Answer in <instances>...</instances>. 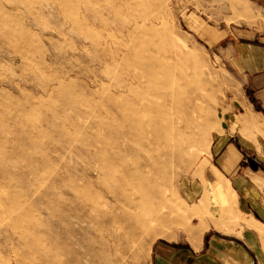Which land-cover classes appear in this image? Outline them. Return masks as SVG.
Returning a JSON list of instances; mask_svg holds the SVG:
<instances>
[{
    "label": "rangeland",
    "instance_id": "obj_1",
    "mask_svg": "<svg viewBox=\"0 0 264 264\" xmlns=\"http://www.w3.org/2000/svg\"><path fill=\"white\" fill-rule=\"evenodd\" d=\"M262 27L264 0H0V264H164L162 249L184 259L188 229L210 219L194 216L184 182L228 131L264 144L227 50ZM124 100L151 104L144 120L160 126L199 112L166 159L148 143L160 130L126 137ZM146 148L160 155L153 189L129 176Z\"/></svg>",
    "mask_w": 264,
    "mask_h": 264
},
{
    "label": "crops",
    "instance_id": "obj_2",
    "mask_svg": "<svg viewBox=\"0 0 264 264\" xmlns=\"http://www.w3.org/2000/svg\"><path fill=\"white\" fill-rule=\"evenodd\" d=\"M227 50L242 80L245 119L264 118V27L238 32ZM207 161L202 176L186 180L181 192L197 208L194 216L207 209L210 219L188 229L195 242L180 251L184 259L176 263L163 249L160 259L164 264H264V144L258 148L228 131L217 138Z\"/></svg>",
    "mask_w": 264,
    "mask_h": 264
},
{
    "label": "bare ground",
    "instance_id": "obj_3",
    "mask_svg": "<svg viewBox=\"0 0 264 264\" xmlns=\"http://www.w3.org/2000/svg\"><path fill=\"white\" fill-rule=\"evenodd\" d=\"M149 41V40H148ZM150 44V43H149ZM150 45H152V44H150ZM154 46V45H153ZM170 46V45H169ZM157 49V48H156ZM159 59V58H158ZM195 61V60H194ZM154 64V63H153ZM158 65H159V63H157ZM148 66H149V64H148ZM147 66V67H148ZM160 67H163V66H160ZM197 68V67H196ZM153 69V68H152ZM198 69V68H197ZM156 70H158V68H156ZM199 70V69H198ZM153 71H155V70H153ZM160 71V70H159ZM162 72V74H164V73H166L167 74V72H164L163 73V71H161ZM160 72V73H161ZM199 72V71H198ZM153 73V72H152ZM155 73H157V72H155ZM159 74V73H158ZM166 74H164V75H166ZM157 75V74H156ZM155 75V76H156ZM163 75V76H164ZM159 76V75H158ZM172 77H173V75H172ZM156 78L158 79V77L156 76ZM164 78V77H163ZM193 78V77H192ZM172 79V78H171ZM183 79V78H182ZM185 79V78H184ZM194 79V78H193ZM160 80H162V79H160ZM164 80V79H163ZM163 80H162V82H163ZM176 80H177V78H176ZM175 80V81H176ZM201 80V79H200ZM149 81V80H148ZM154 81V80H153ZM158 81V80H157ZM173 81H174V79H173ZM174 81V82H175ZM181 81H183V80H181ZM209 81V80H208ZM155 82V81H154ZM168 82V81H167ZM210 82H211V80H210ZM151 83V82H150ZM178 83H180V82H178ZM177 83V84H178ZM197 83V82H196ZM195 83V84H196ZM181 85V84H180ZM150 86V85H149ZM161 86V85H160ZM125 87V86H124ZM152 87H154V86H152ZM174 87V86H173ZM180 86H178L177 88L179 89V90H181L180 88H179ZM158 88H159V86H158ZM181 88H182V85H181ZM184 88V87H183ZM193 88V87H192ZM199 88V87H198ZM152 89V88H151ZM156 89V88H155ZM164 89V88H163ZM172 89V88H171ZM175 89V88H174ZM189 88L187 87V89L186 90H188ZM190 89H191V87H190ZM168 90V89H167ZM177 90V89H176ZM148 91V90H147ZM152 91V90H151ZM162 91H166V90H162ZM169 91V90H168ZM172 91H173V89H172ZM182 91V90H181ZM190 91V90H189ZM176 92V91H175ZM180 92V91H179ZM139 93V92H138ZM149 93V92H148ZM160 93V92H159ZM190 95H191V93L190 92H188ZM140 94H143V93H140ZM151 94V93H150ZM185 94V93H184ZM147 95V94H146ZM146 95L144 96V97H142V99L144 98L145 99V97H146ZM157 95V94H156ZM165 95H167V94H165ZM169 95H170V93H169ZM189 95V96H190ZM171 96V95H170ZM149 97H151L150 95H149ZM186 97V96H185ZM138 98V97H137ZM140 98V97H139ZM147 98H148V96H147ZM154 98H155V96H154ZM153 98V99H154ZM166 98V96H162V98H161V100H164ZM198 98V97H197ZM141 99V100H142ZM149 99V98H148ZM190 99H192V97H190ZM141 100H139V101H141ZM152 100V99H151ZM179 100V99H178ZM127 100H124L123 101V103H122V105H121V108L123 109V107L127 104V102H126ZM167 101H169V100H167ZM173 101H174V99H173ZM180 101V100H179ZM133 103H134V101H132ZM132 102L130 103V104H132ZM156 102V101H155ZM162 102V101H161ZM178 102V101H177ZM181 102V101H180ZM179 102V103H180ZM189 102H191V101H189ZM141 103V102H140ZM150 103H152V101H150ZM163 103V102H162ZM169 103H170V101H169ZM156 104H158L157 102H156ZM168 104V103H167ZM188 104V103H187ZM128 105V104H127ZM126 105V106H127ZM133 105V104H132ZM137 105V104H136ZM169 105H171V104H169ZM176 105V104H175ZM174 105V103H173V107L175 106ZM157 106V105H156ZM167 106V105H166ZM160 107V106H159ZM163 107V106H162ZM162 107H160L161 109H162ZM127 108V110H124L121 114H122V116H123V120H121V121H124L125 122V124L127 125V127H128V130H129V133L127 132L126 133V131H125V135H126V137L128 136V135H130V132H131V134L133 133V134H137V137H138V135L139 136H146V135H148V134H150V132L151 133H153L152 131V129H155V130H160V133H158L159 135L158 136H156L155 138H152L151 139V141L150 142H148L151 146H158L157 148H160L161 149V154L167 159V158H169L170 156H173L174 154H176V147L177 146H179V144H181V140L182 139H184V138H186V135H187V130H188V127H190V125L192 124V123H194V114L196 113V112H199V110H198V108H196V106H190V110L189 111H186L185 112V115H186V117H187V122L186 121H184V122H186V124H184L183 126L182 125H180L179 126V123H182V121L181 120H179V121H177V124H175V123H169L168 121V124H167V122H166V119H165V117H164V121H161V125H162V123H163V126H160V123L155 119V121H157V122H154V120L152 121V120H150V122H149V120H147V121H145L144 120V118L145 117H147V116H149L151 113H153V110L151 109L152 108V105L151 104H141V106H140V108H135V107H132V106H130L129 105V107L127 106L126 107ZM169 108H170V106H169ZM175 108V107H174ZM181 108H183V107H181ZM156 109V108H155ZM165 109V108H164ZM183 109H185V108H183ZM169 110V109H168ZM177 110V109H176ZM122 111V110H121ZM158 113H161L159 110H156ZM163 111V110H162ZM170 112V111H169ZM195 112V113H194ZM165 113H167L168 114V112L166 111ZM157 114V113H156ZM171 114H172V112H171ZM170 114V115H171ZM174 114H175V112H174ZM181 114V113H180ZM162 115H164L165 116V114H162ZM122 116H120V117H122ZM155 117H156V115H155ZM154 117V118H155ZM173 117V116H172ZM177 117V116H176ZM181 117V116H180ZM171 118V117H170ZM178 118V117H177ZM182 118V117H181ZM149 119V118H148ZM159 119V118H158ZM175 119V118H174ZM186 118H184V120H185ZM177 120V119H176ZM175 120V121H176ZM152 121V122H151ZM172 121V120H171ZM124 123H122V125H123ZM125 127V126H124ZM124 129V128H123ZM125 129H126V127H125ZM124 132V131H123ZM132 134V135H133ZM121 135V134H120ZM122 137H125V136H123V135H121ZM136 137V138H137ZM140 137V139H141V141H142V138ZM147 137V136H146ZM145 137V138H146ZM149 137V136H148ZM121 138V137H120ZM123 139H125V138H123ZM149 139V138H148ZM131 140H132V137H131ZM139 140V138L137 139V141ZM145 140V139H144ZM140 141V142H141ZM143 142V141H142ZM141 142V143H142ZM138 144V143H137ZM144 146H142V148H143ZM156 148V147H155ZM140 149V148H139ZM144 149V148H143ZM122 150V149H121ZM141 150V149H140ZM154 151V150H153ZM123 153H124V151H123ZM144 154H145V157H146V159L144 160V163L142 164V166L141 165H139V161L137 162V166H136V168H133V169H128L129 170V176H130V178H133L134 180L136 179V180H140V181H144V182H146L147 183V185H151V189H153V187H154V180H152V179H149L148 178V174L150 173H152L153 171H154V167H155V163H158L159 161L157 160V158L160 156H158V157H156V158H154L153 156H152V149L151 148H146L145 150H144ZM130 158V157H129ZM100 160V159H99ZM98 160V161H99ZM118 160H119V158H118ZM117 160V161H118ZM123 161V160H122ZM143 161V160H142ZM118 164H120V162L118 163ZM133 165V164H132ZM131 165V166H132ZM139 165V166H138ZM160 165V164H159ZM123 166V165H122ZM157 166V165H156ZM161 167H162V165H160ZM125 167V166H124ZM123 167V168H124ZM132 168V167H131ZM163 169H164V167H162ZM104 169H105V167H104ZM127 169V168H126ZM158 170H159V168H158ZM156 171V170H155ZM160 171V170H159ZM124 172V171H123ZM122 172V173H123ZM122 173H120L121 175H122ZM128 173V172H127ZM156 173H158V172H156ZM160 173H161V171H160ZM124 174V173H123ZM134 176V177H133ZM136 176V177H135ZM124 177H125V175H124ZM132 180V179H131ZM134 180H132V181H134ZM135 180V181H136ZM125 181H127L128 182V180H125ZM137 184H138V182H136ZM131 184H132V182H131ZM135 184V183H134ZM105 185V184H104ZM119 185V184H118ZM136 185V184H135ZM139 185V184H138ZM120 186V185H119ZM125 186V185H124ZM132 186V185H131ZM126 187V186H125ZM145 187H147V186H145ZM114 188H115V186H114ZM119 187H117L116 189H118ZM127 188V187H126ZM126 188H124V191H125V189ZM131 188V187H130ZM133 189V188H132ZM131 189V190H132ZM144 189V188H143ZM148 189V188H147ZM129 190V189H128ZM146 190V189H145ZM149 190V189H148ZM147 190V191H148ZM118 191V190H117ZM138 191H139V186H138ZM94 192V191H93ZM133 192V191H132ZM131 192V193H132ZM142 191H140V193H141ZM146 192V191H145ZM117 193V192H116ZM115 193V194H116ZM123 193V192H122ZM130 193V194H131ZM136 193H138L137 191H136ZM143 193V192H142ZM147 194V193H146ZM146 194H141V195H146ZM98 195V194H97ZM117 195V194H116ZM123 195H125V193L123 194ZM122 195V196H123ZM90 198H91V205H90V207L92 208V209H94L95 210V208H96V205H94V203H96L95 202V200H98L97 198H99V197H97L96 195H94V194H91L90 193ZM120 196V195H119ZM118 196V197H119ZM122 196H120V197H122ZM119 197V198H120ZM131 197V196H130ZM88 198V197H87ZM113 198V197H112ZM104 199H105V197H104ZM120 201H121V199H120ZM119 201V202H120ZM131 201V200H130ZM133 201H135V200H133ZM105 202V201H104ZM114 202H115V200H114ZM123 202V201H122ZM132 202V201H131ZM97 203H99V200H98V202ZM103 203V202H102ZM121 203V202H120ZM119 203V204H120ZM124 203H129V202H124ZM135 203V202H134ZM100 204V203H99ZM99 204H97L98 205V207H99ZM118 204V203H117ZM130 204V203H129ZM102 205V204H101ZM104 205V204H103ZM112 205V204H111ZM121 205V204H120ZM123 205V204H122ZM121 205V206H122ZM105 206V205H104ZM113 206L114 205H112V208H113ZM120 207V206H119ZM123 207V206H122ZM137 207V206H136ZM140 207V206H139ZM101 208V207H100ZM114 208H116L117 209V207H114ZM142 208V207H141ZM126 209V208H125ZM89 211H92V210H90V208L88 209ZM97 210V209H96ZM95 210V211H96ZM118 210V209H117ZM129 210V209H128ZM97 212V211H96ZM133 212V211H132ZM134 214V213H133ZM133 214H131V215H133ZM134 216H135V214H134ZM122 217H124V216H122ZM121 217V218H122ZM137 218V217H136ZM135 218V219H136ZM115 219H117V218H114V223H115ZM123 219V218H122ZM130 219V218H129ZM125 219H123V221H124ZM123 221H122V223H123ZM127 221V220H126ZM129 221V220H128ZM135 221V220H134ZM133 221V222H134ZM137 221V220H136ZM135 221V222H136ZM150 222V221H149ZM113 223V224H114ZM141 223V222H140ZM143 224H144V222H142ZM148 223V222H147ZM127 224H129V223H127ZM130 224H131V222H130ZM136 224H137V222L135 223V227H136ZM148 225V224H147ZM115 227L117 226V225H114ZM113 226V227H114ZM144 226V225H143ZM149 226V225H148ZM114 227V228H115ZM118 227V226H117ZM122 227V226H121ZM128 227V226H127ZM126 227V228H127ZM141 226H140V224H139V228H140ZM146 227V226H145ZM129 228H131V227H129ZM128 228V229H129ZM141 228H143V227H141ZM147 228V227H146ZM125 229V228H124ZM145 231H146V229H145ZM115 233V232H114ZM115 235H116V233H115ZM114 239V238H113ZM115 240V239H114ZM118 245V244H117Z\"/></svg>",
    "mask_w": 264,
    "mask_h": 264
}]
</instances>
